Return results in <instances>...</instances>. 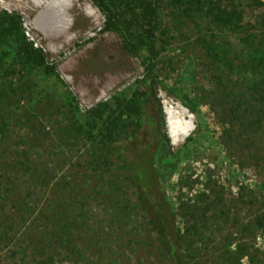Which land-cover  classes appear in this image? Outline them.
<instances>
[{"label":"rangeland","instance_id":"rangeland-1","mask_svg":"<svg viewBox=\"0 0 264 264\" xmlns=\"http://www.w3.org/2000/svg\"><path fill=\"white\" fill-rule=\"evenodd\" d=\"M5 1L0 12L20 16L37 52L18 53L12 37L0 42V175L9 184L2 187L0 214L13 229L0 244V264H20L24 255L29 264H178L150 223L157 209L180 233L184 264L264 261V122L244 109L237 87L220 91L212 68L183 47L206 26L185 17L178 29L164 24V33V25L145 23L157 51L145 67V48L138 54L126 48L92 0L96 16L73 7L57 33L46 31L43 6ZM243 4L234 32L213 29L229 49L239 36L264 32V6ZM164 100L181 104L194 122L178 144L167 133ZM102 101L124 120L123 134L136 132L130 141L101 143L103 152L113 146L119 155L105 157L90 175L84 167L90 146L80 128L86 111ZM32 149L43 152L41 158ZM151 156L144 201L122 164L127 158L149 168ZM30 160L50 172L27 193L10 171ZM44 234L50 241L38 239ZM15 245L21 252L9 250Z\"/></svg>","mask_w":264,"mask_h":264},{"label":"trees","instance_id":"trees-1","mask_svg":"<svg viewBox=\"0 0 264 264\" xmlns=\"http://www.w3.org/2000/svg\"><path fill=\"white\" fill-rule=\"evenodd\" d=\"M92 1L104 13L108 29L120 34L126 48L136 54L145 48L146 54L142 60L145 67H149L157 55V51L154 52L156 43L153 34L152 32L146 33L145 23L158 24L159 26L164 24L172 25L174 29H178L185 21V17L195 22V24L199 23L195 25L198 28L201 24L199 21H201L206 26L204 31L200 30L203 34L199 35L194 41H184L183 47L191 48L195 60L198 59L204 66L209 65L212 68L213 78L217 82L216 87L220 91L231 90L233 87H237L236 91L240 99H242L241 102L244 109L249 115H252L253 120L264 122V32L258 33L254 31L250 32V34L239 36V40H237V45L234 46V49H229L224 40L216 38L215 34H213V29L218 33L235 31V27L241 24L245 16V8L243 7L244 0ZM251 1L260 6H264L261 0ZM167 10L170 11V14L166 12ZM166 25L163 27L164 33L169 32V28ZM209 25L213 26L212 31L208 29ZM9 37L14 39L18 53L37 52V49L33 48L32 43L23 32L20 16L15 12L8 13L2 11L0 12V42ZM146 61L148 62L146 63ZM151 81L153 90V78ZM152 95L155 97L156 93L152 92ZM110 110L111 107L108 101L97 103L86 111L84 116L85 121L82 124L83 128H80L81 131L83 130L85 132L81 135V138L84 139L85 137V140L89 142L90 146L89 150L86 151L88 158L84 164L85 169L90 172V175H97V171L105 157L119 155L112 145L110 150L103 152L101 146H99L101 143L104 144V141H110V144H116L120 141H130L135 136L136 130H131L123 134L121 126H125L124 120L119 118V114L112 117ZM80 130L74 128L73 134L80 138ZM96 135H102V139L97 141ZM163 141L168 142L165 132H163ZM39 151V149H32L29 153L41 158L43 152L40 153V156ZM45 154L47 155L46 162L48 164L50 155L47 152ZM123 158L120 157L119 159L123 160ZM124 163L122 165L137 187L140 199L146 201L149 197V192L145 184L146 173L148 169L152 170L153 157L151 156L149 168L140 167L136 163H131L127 161V158H124ZM47 164L44 167H47ZM28 165L20 166L15 164L12 165L13 169L10 171V173L12 172L15 177L21 180L18 187L23 192L27 191V193H29V190H27L29 185L30 187L41 185L45 182V177L50 172L48 167V169L45 168L43 171V168L35 165L34 160H30ZM1 170L3 171L4 169L0 167ZM1 175L0 196L2 187L9 185L7 181L2 179ZM7 178H9V174ZM3 207L0 203V208ZM261 219L264 220V214H262ZM8 220V217L0 214V244H6L7 240L11 238L13 229L10 226L12 223L8 222ZM149 220L151 225L157 230L161 244L172 254L178 264H184L180 256L182 252L179 243L181 237L179 231L166 221L165 216L159 209L150 214ZM33 235L36 234L34 233ZM59 238L63 239L61 237ZM38 239L42 241L46 239V242L50 241V236L47 238V234H44L43 237H38ZM9 250L17 253L21 252V249L17 245ZM33 256L36 258L35 254ZM23 259H26V261ZM19 260L22 261L20 264H29L25 255ZM260 264H264V261Z\"/></svg>","mask_w":264,"mask_h":264},{"label":"bare ground","instance_id":"bare-ground-1","mask_svg":"<svg viewBox=\"0 0 264 264\" xmlns=\"http://www.w3.org/2000/svg\"><path fill=\"white\" fill-rule=\"evenodd\" d=\"M32 2L37 6H43L42 13L46 15L45 21L49 23L45 25V29L49 33H57L67 26L70 18L69 11L73 7L89 15L96 16L97 13L87 0H32ZM0 4L7 5L5 0H0ZM24 5H22L23 8H25ZM163 103L168 136L171 143L178 144L194 130L192 116L179 103L175 104L169 100H164Z\"/></svg>","mask_w":264,"mask_h":264}]
</instances>
